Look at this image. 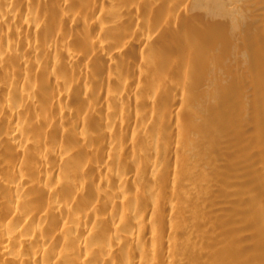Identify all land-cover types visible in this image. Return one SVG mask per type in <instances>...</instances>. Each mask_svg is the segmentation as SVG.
I'll list each match as a JSON object with an SVG mask.
<instances>
[{
	"label": "bare ground",
	"instance_id": "bare-ground-1",
	"mask_svg": "<svg viewBox=\"0 0 264 264\" xmlns=\"http://www.w3.org/2000/svg\"><path fill=\"white\" fill-rule=\"evenodd\" d=\"M0 264H264V0H0Z\"/></svg>",
	"mask_w": 264,
	"mask_h": 264
},
{
	"label": "rangeland",
	"instance_id": "rangeland-1",
	"mask_svg": "<svg viewBox=\"0 0 264 264\" xmlns=\"http://www.w3.org/2000/svg\"><path fill=\"white\" fill-rule=\"evenodd\" d=\"M240 221H241V220H240ZM237 224L240 225L239 222H237V223L235 222V223L233 224V226L235 225L234 228H235V227L237 228ZM239 227H241V225H240ZM239 227H238V230L240 229ZM240 231H241V230H239L238 232L241 233ZM236 232H237V230L235 231V233H236ZM239 233H238V235H239ZM236 234H237V233H236ZM241 234H242V233H241ZM243 235H244V234H243ZM242 237H244V238L246 239V236H242ZM242 239H243V238H241V242H239V245L236 244L237 247L246 249V248H248V247L250 246L252 249H253V248L257 249V248L255 247L256 244H254L252 240H251V241H248V238H247V241H246L245 239H244V240H242ZM240 243H241V244H240ZM241 245H243L244 247L241 246ZM246 246H247V247H246ZM245 247H246V248H245ZM244 249H243V250H244ZM254 251H257V250H254Z\"/></svg>",
	"mask_w": 264,
	"mask_h": 264
}]
</instances>
